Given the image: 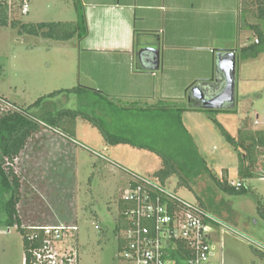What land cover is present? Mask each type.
<instances>
[{"label": "rangeland", "instance_id": "obj_1", "mask_svg": "<svg viewBox=\"0 0 264 264\" xmlns=\"http://www.w3.org/2000/svg\"><path fill=\"white\" fill-rule=\"evenodd\" d=\"M19 1L21 3V0H15L12 5H18ZM248 1V21L264 29V21L254 18L258 0ZM28 2L30 12L22 15L21 8L13 12L12 6L11 19L17 18L24 24L76 20L72 0ZM242 11L241 3L240 33L236 29V41L229 44L239 50L236 60L237 101L233 109L214 115L183 113L181 124L179 113L172 111V108L188 106L186 90L181 87H174L171 92L168 88H161L155 100L140 103L108 96L109 101H103L99 96L91 95L83 104L84 111L101 118L110 129L129 136L133 143L142 147L119 145L105 152L101 135L79 120L78 139L90 150L107 156L108 161L101 163L96 156L77 148L66 138L58 139L54 130L48 128L44 135L37 134L15 164V171L23 181L18 205L22 222L40 227L77 226V231L65 233L63 240L57 243L59 248H69L76 253L77 264H124L120 259L115 229L120 200L129 192V183L133 179L131 173L152 177L166 162L178 173L175 183L181 178L191 184L190 188L184 185L175 188L180 198L197 205L200 200L196 193L203 198L205 194L213 196L216 203L225 199L233 211L232 219L228 220L229 215L219 218L235 232L226 231L215 238L212 243L215 256L211 258V264H264V257L259 253L264 254V178L246 181L250 188L246 196L225 197L206 177L208 168L218 180H227L232 185L241 182L238 167L243 149L236 150L218 125H222L232 137H237L244 118L254 121L258 114L260 123L264 124V44L256 55L243 57L240 50L253 45L258 37L247 29ZM78 41L56 42L22 36L11 27L0 28V97L27 109L54 92L84 88L75 83L78 68L76 62L73 63L75 55L71 53V42L77 44ZM167 93L170 96L165 98ZM53 140L62 144L71 163L65 161V155L58 151L60 146H55ZM156 153L162 154L163 158ZM77 161L83 163L77 166ZM260 161L264 163V156ZM59 164L67 173L71 170V179L59 173ZM195 180L196 184H192ZM210 188L214 190L211 194ZM97 226L100 229L97 230ZM24 263L23 233L17 226L0 224V264Z\"/></svg>", "mask_w": 264, "mask_h": 264}, {"label": "crops", "instance_id": "obj_2", "mask_svg": "<svg viewBox=\"0 0 264 264\" xmlns=\"http://www.w3.org/2000/svg\"><path fill=\"white\" fill-rule=\"evenodd\" d=\"M29 2L24 0V5L29 6L24 15L30 12ZM79 2L86 17L88 33L77 44L71 42V53L75 55L73 63L76 62L78 68L75 83L102 92L109 98L140 103L155 100L161 88H168V92H171L174 87H181L186 90L187 107L195 102V106L201 108L192 98L195 88L205 91L211 89L206 82L212 80L216 86L210 95H214L224 86V79L217 69L218 53L236 52L238 56L239 50L233 49L229 44L236 41V29L240 33L238 20L241 0ZM72 4L74 7V3ZM144 50L151 52L150 55H154L155 60L151 58V61L143 62L141 58ZM74 51H77V55ZM189 88L192 89L189 91ZM164 96L168 98L170 95L167 93ZM193 112L199 111L185 113ZM249 117L251 118L250 115ZM255 117L254 121L247 119L250 127H254V130H264V124L259 121L260 115L256 114ZM242 121L244 122L245 118ZM45 130L47 128L36 133L34 137L37 134L44 135ZM54 132L57 133L58 139L66 140L64 134L62 136V133ZM77 135L78 124L74 139L84 143ZM34 137L27 144L24 153ZM57 142L53 140L52 143L56 146ZM59 146L57 150L65 155L63 158L67 163H71L64 154L62 144ZM117 147H112L109 151ZM80 154L82 159H85L81 151ZM81 163L83 162L77 161L76 165L80 166ZM58 170L64 178L73 177L71 170L67 173L62 164L58 165Z\"/></svg>", "mask_w": 264, "mask_h": 264}, {"label": "trees", "instance_id": "obj_3", "mask_svg": "<svg viewBox=\"0 0 264 264\" xmlns=\"http://www.w3.org/2000/svg\"><path fill=\"white\" fill-rule=\"evenodd\" d=\"M72 1L77 15L74 22L24 24L17 18L11 19L10 11L13 2L9 3L7 0H1L0 28L11 27L18 30L19 34L22 36L41 37L56 42L68 43L74 39L80 41L86 37L88 33L87 22L79 0ZM241 3L244 10L242 12L248 24L247 29L255 33L259 42L258 44L254 42L253 45L244 47L240 50L243 57L248 58L259 53L261 45L264 44V29H262L259 24H251L248 21L247 18L250 13L248 6L250 2L248 0H243ZM23 5L24 0H21V3L19 1L18 5L16 4L13 6V12L19 11L21 8V13L24 15ZM257 9L258 11L254 14V18L259 21H264V0H258ZM206 83L211 87L216 86L212 80ZM191 89L192 88H189V91ZM91 95L99 96L103 101L108 100V97L102 92L82 87L54 92L36 101L27 109L0 97V224H4L7 227L17 226L23 233L27 264H32L33 251L42 247L45 238L39 225L26 226L19 216L18 205L20 203L23 181L21 176L15 171V164L34 135L45 128H49L64 134L68 138L74 139L76 137L77 124L79 120H82L99 132L105 144V152H109L110 148L119 145H130L139 149L142 147L137 143H133L129 136L118 133L115 129H110L107 123L101 120V118L94 117L92 114H89V112L84 111L83 104L88 102V97ZM2 100L5 103L7 102V105L4 104ZM195 105L196 103L193 102L189 107L172 108V111L175 110L179 113L181 124H183L181 116L185 112L199 111L214 115L229 111L205 110ZM218 126L221 128L227 141L233 145L236 150L243 149L244 154L240 156L238 167V174L241 182L238 185H232L227 180H218L208 168H206V177L210 178V182L213 183L215 188L225 197L246 196L250 192V188L246 186V181L249 179L264 178V163L260 161V158L264 156V130H253L246 119L238 130L237 137H232L224 130L222 125ZM156 154L159 157L163 156L160 153ZM100 162L102 163L103 161L100 160ZM163 165V168L155 172L151 177L155 182L173 192L176 191V187L182 185L188 188L191 187V184L186 183L181 178L175 183V176L178 175L175 167L166 162H164ZM258 169H261V172H259ZM192 184H196V180ZM213 191L214 190L210 188L209 194ZM196 195L200 200V203L197 204L199 207L218 218L229 215L227 217L228 220L232 219L231 216L233 215V211L226 204L225 199L220 203H216L213 196L211 197L204 194L203 196L206 198V200H204L205 198L200 197L198 193H196ZM119 208L120 212L117 217L115 231L119 238L120 253L126 243L124 232L132 227L133 224L132 219L126 215L127 210L132 208V204L125 201L122 197ZM260 211H262L261 207ZM260 213L262 214V212ZM144 225L150 228L152 235L155 234L156 229L154 227V222L144 221ZM176 244L178 246V255L184 254L186 257L190 255V251L187 249L185 250L186 245L183 242L178 241ZM259 253L264 257L262 252L259 251Z\"/></svg>", "mask_w": 264, "mask_h": 264}, {"label": "built area", "instance_id": "obj_4", "mask_svg": "<svg viewBox=\"0 0 264 264\" xmlns=\"http://www.w3.org/2000/svg\"><path fill=\"white\" fill-rule=\"evenodd\" d=\"M28 9V4H25L23 13ZM255 43L258 44V40ZM4 104L7 105V102ZM64 138L99 160L108 161L104 153L90 150L76 139L67 136ZM131 176L133 179L129 183V192L123 199L132 204L126 215L132 219L133 225L124 232L126 243L120 251L121 261L124 264H211L214 251L212 243L215 238L220 233L235 231L218 217L183 200L151 177L134 173ZM144 221L154 222V235L144 225ZM40 228L45 241L40 249L33 251L32 264H77L76 253L69 248L61 249L57 244L63 240L65 233L77 231V226L55 225ZM96 229L100 228L97 226ZM178 241L186 245L185 250L190 251L189 256L177 254ZM24 264H27L26 257Z\"/></svg>", "mask_w": 264, "mask_h": 264}, {"label": "water", "instance_id": "obj_5", "mask_svg": "<svg viewBox=\"0 0 264 264\" xmlns=\"http://www.w3.org/2000/svg\"><path fill=\"white\" fill-rule=\"evenodd\" d=\"M151 53V52H150ZM143 51V62L151 61L154 55ZM151 56V57H150ZM158 57L156 54V61ZM237 55L236 52H220L217 55V69L224 79V86L214 95H210L202 88H195L192 98L196 100L202 109L222 111L233 109L237 101ZM190 100V99H189Z\"/></svg>", "mask_w": 264, "mask_h": 264}, {"label": "flooded vegetation", "instance_id": "obj_6", "mask_svg": "<svg viewBox=\"0 0 264 264\" xmlns=\"http://www.w3.org/2000/svg\"><path fill=\"white\" fill-rule=\"evenodd\" d=\"M212 89H213V87L210 89H206V91L210 94L211 92H212ZM255 222V224L257 223V221H254ZM214 251H215V249H214ZM214 251H213V253H212V257L214 256Z\"/></svg>", "mask_w": 264, "mask_h": 264}]
</instances>
